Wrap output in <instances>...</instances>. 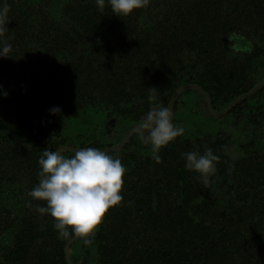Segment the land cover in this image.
Instances as JSON below:
<instances>
[{"label": "trees", "instance_id": "16d2710c", "mask_svg": "<svg viewBox=\"0 0 264 264\" xmlns=\"http://www.w3.org/2000/svg\"><path fill=\"white\" fill-rule=\"evenodd\" d=\"M5 2L0 264H67L72 238L60 239L54 219L35 211L46 203L28 196L42 151L122 143L150 110V88L169 106L197 85L221 112L264 80V0H150L119 17L107 0L102 11L96 0ZM233 33L241 51L229 46ZM173 122L185 132L160 163L137 132L110 153L127 169L124 199L90 244H72L74 264H264V87L219 117L186 91ZM206 148L220 157L208 187L182 155Z\"/></svg>", "mask_w": 264, "mask_h": 264}, {"label": "clouds", "instance_id": "9594fccd", "mask_svg": "<svg viewBox=\"0 0 264 264\" xmlns=\"http://www.w3.org/2000/svg\"><path fill=\"white\" fill-rule=\"evenodd\" d=\"M150 0H107L116 16H128L134 11L145 8ZM102 11L106 0H96ZM10 8L5 2L0 6V38L8 31ZM236 34L229 37V46L234 51L241 49L231 43ZM251 51L250 48L243 49ZM12 45L0 39V57L8 58ZM148 101L150 110L140 118L136 132L144 144L151 145L152 159L161 162L160 150L184 135V127L173 122V112L163 101L157 103L158 92L150 88ZM53 114L59 108L51 110ZM226 155L232 150L224 148ZM186 168L199 174L205 187L210 185V177L217 172L216 165L220 157L206 148L201 154L199 149L182 154ZM235 157L233 156V159ZM41 171L39 182L28 192V196L46 203V207L37 206L35 211L42 217L46 214L54 219V228L62 240L81 238L85 245L91 243L90 237L103 223L109 211L123 202L121 195L127 169L119 158L113 157L94 147H86L72 153L70 157L62 151L44 150L38 161ZM29 208L33 205L28 204Z\"/></svg>", "mask_w": 264, "mask_h": 264}, {"label": "water", "instance_id": "95a60500", "mask_svg": "<svg viewBox=\"0 0 264 264\" xmlns=\"http://www.w3.org/2000/svg\"><path fill=\"white\" fill-rule=\"evenodd\" d=\"M264 87V80L259 83L256 87H254L253 89H251L248 93L240 96L239 98H237L233 103H231V105L229 107H227L225 110L219 112V111H216L213 106H212V101H211V98L210 96L202 89L200 88L199 86L197 85H188V86H185L183 88H181L172 98L169 106L171 107V110L173 112V120H174V107H175V102L176 100L186 91H190V90H194V91H198L200 92L206 99V102H207V106H208V110L210 112V114L214 117H219V116H223V115H226L227 113H229L232 109H234L240 102L246 100L249 96L255 94L256 92H258L259 90H261L262 88ZM138 127L135 126L129 133L128 135L126 136V138L124 139V141L112 148H109V149H106V150H103V152H107V153H113L117 150H119L120 148L124 147L128 141L134 136V134L136 133V128ZM263 134H264V123H263ZM77 150H80L79 148H71V147H66V148H60L58 149L57 151H62V152H71V153H74L75 151ZM81 238H75L73 237L66 245L65 247V258H66V262L67 264H74L72 259H71V256H70V248L72 246L73 243L77 242L78 240H80Z\"/></svg>", "mask_w": 264, "mask_h": 264}]
</instances>
